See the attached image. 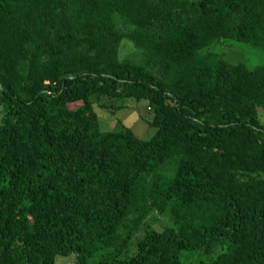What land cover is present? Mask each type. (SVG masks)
Returning <instances> with one entry per match:
<instances>
[{
    "label": "trees",
    "instance_id": "1",
    "mask_svg": "<svg viewBox=\"0 0 264 264\" xmlns=\"http://www.w3.org/2000/svg\"><path fill=\"white\" fill-rule=\"evenodd\" d=\"M225 39L264 52V0H0V264H264V67ZM92 97L145 100L154 134Z\"/></svg>",
    "mask_w": 264,
    "mask_h": 264
},
{
    "label": "rangeland",
    "instance_id": "2",
    "mask_svg": "<svg viewBox=\"0 0 264 264\" xmlns=\"http://www.w3.org/2000/svg\"><path fill=\"white\" fill-rule=\"evenodd\" d=\"M205 51L216 53L231 63H244L249 67L263 66L264 67V52L261 48L252 47L248 44L236 42L232 40H219L210 45ZM136 50L131 44L124 40L120 48V56H134ZM94 102V111L97 114L99 127L102 131H120L124 128H129L133 134L143 140L150 139L155 132V128L150 124L153 118V112L147 110V103L145 100L128 99H108L106 104L102 107V102ZM105 99V98H104ZM1 111V108H0ZM171 222L163 215L151 213L141 226L140 230L133 237L128 253L132 254L136 250V245L141 240L148 229L161 231L164 227L169 226ZM107 250L96 252L89 258L87 264H97L102 259V254ZM184 252V251H183ZM182 252V255L185 253ZM126 253L120 254L118 257H111L113 262L123 259ZM128 255V254H127ZM191 257V256H189ZM193 258L197 257L195 254ZM182 264H194L192 258L185 260L181 257ZM75 262V254L71 253L66 256H57L54 264H73Z\"/></svg>",
    "mask_w": 264,
    "mask_h": 264
}]
</instances>
